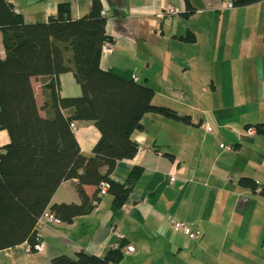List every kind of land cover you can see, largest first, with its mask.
Segmentation results:
<instances>
[{
  "label": "crops",
  "instance_id": "1",
  "mask_svg": "<svg viewBox=\"0 0 264 264\" xmlns=\"http://www.w3.org/2000/svg\"><path fill=\"white\" fill-rule=\"evenodd\" d=\"M9 1L26 23L57 16L60 4L70 6L75 20L91 7V0ZM189 1L195 12L187 17L185 0H101L112 47L103 49L100 66L151 87L153 104L188 116L191 123L146 115L143 129L133 134L137 155L118 161L111 175L114 182L131 187L124 205L117 208L106 191L91 214L72 224L39 225L35 253L26 244L2 250L0 264H51L58 256L74 258L80 252L102 257L122 241L135 249L122 264H264V222H257L264 198L239 184L249 177L264 189L258 179L264 176V137L254 127V133L246 129L259 123H244L236 105L259 101L252 88L264 87V1L245 7L260 16L248 18L246 12L243 22L240 8L226 9L224 0ZM167 6L178 14H164ZM242 26L249 31L242 33ZM188 34L195 36L194 43L183 40ZM0 51L4 53L1 33ZM48 82L46 77L32 79L43 117L49 116L44 108ZM59 84L63 98L82 94L72 73L61 74ZM73 125L82 154L91 156L98 129L88 121ZM9 143V133L0 129V150ZM222 144L232 150L225 151ZM247 147L253 151L239 169L234 154L240 157ZM137 167L143 173L133 182L129 177ZM85 191L92 196L95 188ZM51 203L81 204L75 182H63ZM169 217L193 225L201 237L189 240L170 225Z\"/></svg>",
  "mask_w": 264,
  "mask_h": 264
},
{
  "label": "trees",
  "instance_id": "2",
  "mask_svg": "<svg viewBox=\"0 0 264 264\" xmlns=\"http://www.w3.org/2000/svg\"><path fill=\"white\" fill-rule=\"evenodd\" d=\"M234 8L256 5L264 0H230ZM186 2L185 16L195 9ZM101 0H91L89 13L72 19L70 6L60 4L57 16L46 22L26 23L9 0H0V129L10 143L0 150V251L26 244L35 253L39 244V222L45 211L59 221L72 224L91 214L100 202L101 185H108L114 205L121 208L131 187L111 180L118 161L133 159L139 150L133 134L143 129L148 114L190 124L170 108L153 104L154 90L136 80L100 66L103 46L111 41L107 19L101 15ZM196 41L193 34L183 37ZM72 73L81 88L79 97L59 95V76ZM46 77L50 98L43 117L37 104L32 79ZM64 111L70 115L65 116ZM76 121L93 122L100 133L92 155L82 154L72 131ZM254 127L264 137V122ZM143 173L135 168L130 179ZM74 181L81 204H52L61 184ZM239 184L264 197L256 180L240 179ZM94 187L89 196L85 188ZM125 241L99 257L80 252L71 258L61 255L51 264H122Z\"/></svg>",
  "mask_w": 264,
  "mask_h": 264
},
{
  "label": "rangeland",
  "instance_id": "3",
  "mask_svg": "<svg viewBox=\"0 0 264 264\" xmlns=\"http://www.w3.org/2000/svg\"><path fill=\"white\" fill-rule=\"evenodd\" d=\"M250 6H248L247 8H249ZM252 7V6H251ZM245 7L243 8H240V15H241V18H242V22H243V18H246L245 17V14L246 12H249L248 13V18H250V16H260V14L257 12L255 13L252 9L249 10V11H244V9H247ZM238 10V9H237ZM251 14V15H250ZM240 30H241V26L240 24L237 26V31L240 33ZM253 30L255 31L256 29L253 28ZM247 31L249 30H246V29H243V26H242V33H247ZM255 33V32H254ZM246 86V84H244ZM249 86L247 85L246 88H248ZM253 91H256V92H259L260 94V100L259 101H254L252 103L248 102V101H243V102H237V106L239 107L238 108V112H240V116L241 118H243V120L245 121L244 123H246V121H251V122H254V123H262L264 122V87L262 86H255L252 88ZM204 107V106H203ZM222 145H225V144H222ZM225 146H231V145H225ZM223 151V150H221ZM253 149L251 148H246L244 152H242V154H240V157L237 156L236 154H234V159L239 162V164H237L238 168L239 169H244L247 160L249 159V156H250V153H252ZM224 152V151H223ZM260 154L264 155V146H263V149L260 150ZM244 163V164H243ZM249 173L251 174H255L256 172L255 171H252V170H247ZM263 172V171H262ZM251 174H248V175H251ZM263 178H258L260 179V186L264 188V176H262ZM262 198H264L263 196H261ZM257 215V214H256ZM253 217L250 221H253ZM260 221V222H264V207H261V209H259L258 211V215H257V222Z\"/></svg>",
  "mask_w": 264,
  "mask_h": 264
},
{
  "label": "built area",
  "instance_id": "4",
  "mask_svg": "<svg viewBox=\"0 0 264 264\" xmlns=\"http://www.w3.org/2000/svg\"><path fill=\"white\" fill-rule=\"evenodd\" d=\"M224 1H225L226 9H234V5L230 0H224ZM16 13L20 14V12L18 10H16ZM163 13L168 14V15H176V14H178V10L172 6H167L164 8ZM101 14L103 16L106 15L104 11H102ZM111 47H112V44L110 42H107L103 46V49L109 50ZM204 127L208 131L211 130V128L209 127L208 124H205ZM72 131H73V133H77V130L73 124H72ZM249 132L254 133V130L250 129ZM221 147L225 151H231L232 150L231 146L221 145ZM175 179H176L175 176H172L171 182H173ZM106 191H108V185L104 183L101 185L100 196L102 194H105ZM168 221H169L170 225L176 231L182 232L186 236V238H188L189 240H198L201 237V233L199 231L195 230L193 225H191L189 223L177 221L173 217H169ZM45 222H47V223H58L59 219L52 212L45 211V213L43 214L39 224L41 225V224H44ZM117 238L119 241H122L124 237L121 234H117ZM38 239H39V244L36 246V250L40 249V247H39L40 246V234L38 236ZM119 245H120V242L116 243L115 247H118ZM134 251H135V249L133 246H126L124 248V254L125 255H131L132 253H134Z\"/></svg>",
  "mask_w": 264,
  "mask_h": 264
},
{
  "label": "bare ground",
  "instance_id": "5",
  "mask_svg": "<svg viewBox=\"0 0 264 264\" xmlns=\"http://www.w3.org/2000/svg\"><path fill=\"white\" fill-rule=\"evenodd\" d=\"M102 15V14H101Z\"/></svg>",
  "mask_w": 264,
  "mask_h": 264
}]
</instances>
